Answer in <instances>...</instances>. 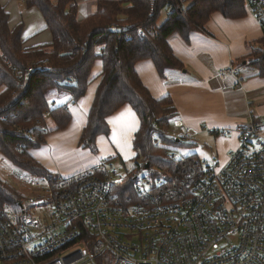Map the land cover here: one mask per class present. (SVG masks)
Masks as SVG:
<instances>
[{
  "label": "built area",
  "instance_id": "2783aa9c",
  "mask_svg": "<svg viewBox=\"0 0 264 264\" xmlns=\"http://www.w3.org/2000/svg\"><path fill=\"white\" fill-rule=\"evenodd\" d=\"M246 1L264 35V0ZM217 75L240 84L238 67ZM216 133L237 135L224 162L214 152L200 159L167 149L175 166L135 173L136 197L123 193L125 173L106 160L73 180L32 176L45 195L0 212V264H264V116L250 112ZM168 136L181 142L193 133L174 119ZM152 143L161 144L156 133Z\"/></svg>",
  "mask_w": 264,
  "mask_h": 264
},
{
  "label": "trees",
  "instance_id": "16d2710c",
  "mask_svg": "<svg viewBox=\"0 0 264 264\" xmlns=\"http://www.w3.org/2000/svg\"><path fill=\"white\" fill-rule=\"evenodd\" d=\"M185 1L98 0L96 10L79 19L72 0H26L27 4L39 8L52 34L49 50L31 51L23 50L20 29L9 30L7 15L0 7V154L13 166L33 176L58 177L29 154L31 148L44 143L50 131L46 117L53 122L55 130L65 128L71 119L69 107L65 103L51 105L48 94L53 91L76 100L96 79L80 143L95 150L97 135L109 133L106 117L129 104L138 117L139 126L132 141L136 151L134 165L125 171L123 193L136 197L132 176L145 169V163L149 169H172L177 161L166 158L164 146L174 141L168 136L174 118L172 100L153 98L142 84L135 64L150 60L161 76L165 69L181 68L182 63L173 55L168 43L172 34L187 39L192 31L203 30L213 12L232 19L246 13L245 0H190L183 9L181 3ZM164 7L174 10L158 23ZM113 23L124 30L113 29ZM261 42L264 47V35ZM97 61L101 68L92 78ZM253 62L259 73H264L263 48L255 52ZM28 68L31 72L24 74ZM67 77L72 79L71 83H65ZM153 133L160 138L158 146L152 143ZM137 158L142 161L137 162ZM20 196L15 187L0 177V212L6 207L18 212L24 200V196Z\"/></svg>",
  "mask_w": 264,
  "mask_h": 264
},
{
  "label": "crops",
  "instance_id": "0c3cea01",
  "mask_svg": "<svg viewBox=\"0 0 264 264\" xmlns=\"http://www.w3.org/2000/svg\"><path fill=\"white\" fill-rule=\"evenodd\" d=\"M97 1L95 5L87 4L86 11L81 2L83 17L94 11ZM246 2L243 17L232 19L213 12L203 30L192 31L187 39L177 33L168 38L173 55L182 63L181 68L165 69L161 76L150 60L135 64L142 84L153 98L169 97L172 100L174 118L171 122L179 119L190 126L193 136L203 130L218 135L216 132L246 120L250 112L264 116V73L260 74L253 62L255 52L263 48V33ZM0 7L7 15L9 30L20 29L23 50L50 49L52 34L39 8L27 4L26 0H0ZM231 65L238 67L239 86H235L233 77L222 79L217 75L220 68ZM100 68V62H95L92 78ZM96 84L97 80L93 79L85 94L76 100L64 94L63 102L71 114L69 124L59 130H55L53 124L45 135L44 143L29 150L41 166L58 176L71 177L92 169L102 160L111 161L115 152L123 156L121 160L125 163L130 147L135 151L132 141L139 120L129 104L122 105L106 117L109 133L97 135V149L91 150L80 143ZM48 101L51 105L57 103L53 97ZM48 120L46 117L47 123ZM227 136L233 138L231 146L235 147L237 135ZM230 148L227 144L222 147L225 152ZM4 161L10 163L0 154V162Z\"/></svg>",
  "mask_w": 264,
  "mask_h": 264
},
{
  "label": "rangeland",
  "instance_id": "374dc122",
  "mask_svg": "<svg viewBox=\"0 0 264 264\" xmlns=\"http://www.w3.org/2000/svg\"><path fill=\"white\" fill-rule=\"evenodd\" d=\"M72 1H74L75 3V0ZM76 2L79 8V10L77 8L78 18L81 19L84 18L83 17L84 13L81 11V8L83 7L84 11H86L85 6H87V4L89 6H91V4L95 5L96 0H76ZM81 2H83L84 4L82 7H81L82 4ZM188 3H189L188 0L185 1L186 6L190 4ZM93 10L95 11L96 8ZM167 10H168L167 7H164L161 10L160 19L158 23H161L165 19V16L168 13ZM254 63H255L254 65H256V62ZM52 97L57 99L56 104H62L64 103L63 100L66 96L64 94H58L52 91L48 94V99L51 101ZM47 126L49 129L53 127V123L51 122V120H48ZM171 127H172V122L170 123V128ZM232 142H233V138H231V136H227L222 133L216 135L203 130L202 132L194 135L190 140L181 141V142L172 141L168 144H164V146L169 151L175 152L179 157H186L192 155L200 159H208L210 157V152H214L217 155V160L219 161V163H222L225 160V151L222 149V147H224V145L227 144V147L232 148L231 146ZM135 154L136 152L135 151L133 152L132 148L130 147V155L127 158H125L126 159L125 164L121 162L122 161L121 159L124 158L119 154V152H115L111 156L112 158L111 161L109 162L112 164L114 169L118 171V173L124 174L126 170L131 169V167L134 165V160H132V157H134ZM136 161L140 163L142 159L140 160V158H137ZM138 173H147V170L141 169ZM29 174L31 175V177ZM29 174L24 170H20L17 167H13L10 163L6 161L0 162V175L3 177L5 181L9 183V185L15 187L21 193L20 197L24 196L23 198L26 199L27 197L33 195L44 196L45 195L44 191L38 188H34L30 185V180L33 175L31 173Z\"/></svg>",
  "mask_w": 264,
  "mask_h": 264
},
{
  "label": "water",
  "instance_id": "95a60500",
  "mask_svg": "<svg viewBox=\"0 0 264 264\" xmlns=\"http://www.w3.org/2000/svg\"><path fill=\"white\" fill-rule=\"evenodd\" d=\"M148 167V163H145V168H147Z\"/></svg>",
  "mask_w": 264,
  "mask_h": 264
}]
</instances>
